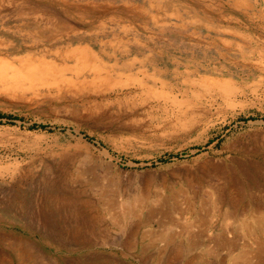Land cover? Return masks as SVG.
<instances>
[{"label": "rangeland", "instance_id": "obj_1", "mask_svg": "<svg viewBox=\"0 0 264 264\" xmlns=\"http://www.w3.org/2000/svg\"><path fill=\"white\" fill-rule=\"evenodd\" d=\"M42 59L99 78L87 92L0 80V264H187L158 255L157 240L126 248L113 224L105 235L84 220L75 238L67 210L79 197L141 201L145 213L163 201L181 208L175 225L154 218L142 233L189 228L205 243L184 256L192 264H264L253 257L264 241V0H0V60ZM226 230L235 251L219 241Z\"/></svg>", "mask_w": 264, "mask_h": 264}, {"label": "bare ground", "instance_id": "obj_2", "mask_svg": "<svg viewBox=\"0 0 264 264\" xmlns=\"http://www.w3.org/2000/svg\"><path fill=\"white\" fill-rule=\"evenodd\" d=\"M83 51L84 52H78V50H77L76 51L77 54L75 52H73L71 54V56H75L76 58H78V61H82V63L83 62L86 63V60L87 61L90 60V56L85 52V50H83ZM2 58H4V57L2 56ZM32 60H23L21 67H15L14 65H7L6 62H3L0 60V80L1 79H2L1 81L5 80L7 85L8 84L9 85H13V84L18 85V84H22V83L23 84L24 83L25 84L31 83V84H34V86H35V84H43V85H46V87H48V88L53 87V88L58 89L59 91H62V90L67 89V88H74V89L77 88L78 90H83V91L87 92V91H90V89H88L90 87V85L94 84L95 80L97 78H99L98 77V75H99L98 71L96 69L94 70V68H92V67H89L88 68L89 71H85V72H83L80 68H78V71H70L72 73L71 74L72 78H68V77H66V74L64 71H61L60 69L57 68L56 63L51 62V61H47L45 59H42L38 62H33ZM88 65H89V63H88ZM91 76L92 77L95 76L94 79ZM74 77H76L77 79H81V80L77 81V80H75ZM18 86H20V85H18ZM15 88H13V89H15ZM94 91H95V89H94ZM98 91H99V89H98ZM78 93H80V92H78ZM250 179H251V176L246 174L245 178L242 181L246 182V183H252V182L255 183L254 185H249L250 187L258 186L257 181L253 180L252 182H250L249 181ZM243 185L248 186L245 183ZM103 191H102V194L104 193ZM59 195H58V197H59ZM236 196L237 195L232 196L230 194V192H228V191L226 193V198L229 202H233V199H234L233 197H236ZM241 197L242 196L240 195L238 198H241ZM102 198H104V195L102 196ZM51 199H53V197ZM66 199H67V197H66ZM78 199H79V201H77V202H76V199H74V201L76 203L74 201L69 202L68 203L69 207L67 210L70 213L73 220L75 221V222H72L75 225H72L73 227L69 226L68 231L73 232L72 234H73V236H75V238H76V236L82 238L83 234L81 232H83V226H81V224H82L81 222H83L84 220H86V225L90 224V225L84 226L85 229H86V227H87V229H90L91 226H94L95 228H98V230L101 233L104 232L105 235L109 232L108 230H109L110 225L113 224V225L117 226L118 230L121 231V233L123 234L124 237L126 236V238H124L123 241H121V243L124 244V246L126 248L130 249V248L140 246L142 251L144 252L145 250H147L150 247H156L155 242L157 240V241L164 243L163 246L159 248L158 255L163 254L167 250H170L173 254L172 259L170 258V260H181V259L185 260L186 259L185 262H187V264H192V262H195L194 261L195 259H193L191 257L186 258L184 256H186L187 253L191 249H193L199 245L205 244L204 242L200 241L201 240L200 236H197V235L193 236L192 233H188L191 231L187 227H186V230L180 229L179 231H177L176 234L169 232V231H163L161 233L160 232H157V233H151L150 232L149 234L141 232L142 227L149 225V223L151 222V219H154V218H155V220L156 219L158 220V223L160 226L166 227L168 224L175 225V221L172 219L171 214L173 212H177V213L182 212L181 208L180 209L179 208H170L167 205H165L163 203V201H161L162 204H159L158 206H155V205L150 206V208H147V211L145 213V211L143 210L145 205L143 206L141 201H135L133 203H128V205L126 207L122 208L123 207L122 206L120 209V205L116 206L117 208H113L114 206H112V208H110L109 205L106 206V199L105 198L101 200V202H102L101 206L99 205V201H97L98 202L97 203L95 201H92V199L85 198V197H79ZM112 200H113V198H112ZM108 202H109V200H108ZM113 204H115V203H113ZM121 204L123 205V203H121ZM64 205H67V204H64ZM58 207L59 208L57 211H60L62 206L60 205ZM260 209H261V205L255 211L259 212ZM50 211L53 212V209L51 208ZM235 211H236V213L230 212L229 214L230 215L233 214L235 216V214L237 215L241 212L240 209H237ZM185 212L186 211H183V213H185ZM188 212H190L191 214H197L199 217H201V219L205 218V217H202L200 209H193L192 211L188 210ZM229 214H227V215L229 216ZM143 216H148V218L147 217L144 218ZM66 217H67V215H66ZM127 217H128V219L133 218V219H135V220L137 219V220L136 221H129L128 223H125L124 218H127ZM256 218H257L255 220L256 226L258 227L260 232L264 233V217L257 215ZM107 219H110V221L108 220L109 223H107V221H106ZM246 227L248 228V226H246ZM250 230L252 233L253 231L251 228H250ZM227 231H229V230H226V231L220 233L221 235L218 236L219 241L221 242V244L224 247H227L228 249H230V251H235V249L238 248L237 244L239 241L237 238L236 239H233V238L229 239L228 237H226L225 233H227ZM150 235H152L153 241H151V243L145 244V238H147ZM185 236H187V241L179 240L180 237H185ZM154 237H157V239H154ZM87 239H89V238H87ZM92 242H93V240H92ZM255 242H256L255 254L253 255V257L256 258L257 262L264 263V241L261 239H256ZM238 258H239V256L237 257V259ZM20 262H22L21 264H25L24 263L25 260H22ZM44 263H42V264H44Z\"/></svg>", "mask_w": 264, "mask_h": 264}]
</instances>
